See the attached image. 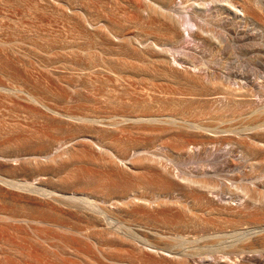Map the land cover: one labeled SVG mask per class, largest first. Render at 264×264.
I'll use <instances>...</instances> for the list:
<instances>
[{
    "label": "bare ground",
    "instance_id": "obj_1",
    "mask_svg": "<svg viewBox=\"0 0 264 264\" xmlns=\"http://www.w3.org/2000/svg\"><path fill=\"white\" fill-rule=\"evenodd\" d=\"M123 1L133 8L127 21L152 33L134 34L119 28L118 22L90 19L82 8L74 11L92 39L144 60L90 58L64 61L61 69L47 66L48 74L60 75L58 97L72 104L74 112L59 111L39 94L18 89L32 104L24 109L40 121V128L0 141V200L11 207L0 210V221L34 224L30 237L42 250L34 247L31 258L38 264H264V191L259 190L264 181L249 185L241 180L240 193L222 191L218 182L216 186L175 171L150 154L157 147L197 159L211 152L210 157L223 158L219 167L241 168L232 147L224 156L217 155L216 145L208 148L213 143L237 145L254 172L243 166L239 171L243 179L249 181L254 174L264 179V150L257 149L260 138L247 135L248 129H231L238 140L227 142L218 138L219 127L180 119L183 113L169 107L175 99L204 102L211 113L221 115L235 102L233 72L219 77L225 95L215 99L206 93L155 87L121 93L132 87L126 79L140 76L159 75L199 87L209 82L210 70L200 58L207 49L203 29L213 5L206 0ZM250 2L241 0L244 17L250 15ZM232 11L230 22L237 18L234 7ZM102 78L114 89L98 95L94 87ZM82 92L98 107L89 114L76 111L81 109L76 100ZM131 134L149 139L122 148L126 141L122 136ZM6 145L10 151H5ZM134 150L139 153L130 155ZM46 176L59 189L31 181Z\"/></svg>",
    "mask_w": 264,
    "mask_h": 264
},
{
    "label": "rangeland",
    "instance_id": "obj_2",
    "mask_svg": "<svg viewBox=\"0 0 264 264\" xmlns=\"http://www.w3.org/2000/svg\"><path fill=\"white\" fill-rule=\"evenodd\" d=\"M136 1L141 4L166 1L177 4L179 2V0ZM205 2H211L213 12L203 29L207 49L201 56L200 62L207 64L206 67L211 71H209L211 73L209 82H202V87H199L193 82L148 75L126 79L132 87H125L121 93L131 92L132 88L138 90L140 87L145 89L155 87L158 90L175 93H206L209 98L215 99L225 95L223 83L219 77L233 72L235 77L232 78L231 87L235 89V102L221 115L211 113L204 102L196 101L192 104L175 99L169 103V107L172 112L183 113L179 115L180 119L199 122L212 128L219 127L222 133L218 135V138L227 139L225 141L230 143L238 140L229 132L231 129H248L250 133L247 135L256 136L262 140V145L260 143L257 148L255 144V147L264 150V0H251L248 9L249 17H244V12H241L243 11L241 0H206ZM233 7L237 18L234 22H230V19L234 17ZM76 8H82L92 20H98L100 23L115 21L120 25L119 28L134 34L143 35V32H153L152 29L127 21L134 13L131 4L123 0H54V2L52 0H0V141L40 128V121L24 109L32 104L26 100L24 94L18 93L19 88L39 94L44 101L59 111H75L72 104L58 97L60 87L63 86L59 83L60 75L48 74L47 66L61 69L64 61L90 58L130 61L143 58L141 55L121 50L117 46L105 45L102 40L99 42L92 39L80 25L78 21L80 17L75 14L77 11H74L77 10ZM124 15L127 17L125 18ZM187 28V24L182 26L184 34ZM212 35L215 36V40L209 38ZM180 47L181 44L175 48ZM99 81L100 83L94 87L98 95L107 94L114 89V84L111 81L108 82L106 78ZM233 83L237 84L233 85ZM201 88L203 90L199 92ZM88 97H90L89 94L82 92V96L76 100L77 106H81L80 110H76L77 112L89 114L98 108L87 100ZM122 97L127 98L126 95ZM107 109L110 110L113 107ZM157 109L160 112L164 110L162 105ZM184 109H186L185 112H181ZM4 133L11 134L5 136ZM122 137L126 140L121 144L122 148L131 145L139 146L149 139L147 136L138 134ZM214 145H216L217 155L220 156L228 155L227 150L232 147L235 163L242 165L241 168L244 166L242 170L254 173L250 167L251 163L247 158H243L244 150L239 146L213 143L208 148ZM10 147L6 145L5 151H10ZM137 153L139 150H134L130 152V155ZM210 153L205 152L203 157L197 159L194 156H179L178 153L160 147L150 151L153 157L175 171L208 179L216 186L219 183L221 188L219 186L218 188L222 191L230 188L231 193H240L242 181L249 185H252L251 182L261 185L260 183L264 181L257 174H254L249 181H245L242 173L240 175L242 171L240 167H219L218 164L223 162V158H212L209 156ZM41 180L50 189L58 188L49 176L31 179L35 183ZM259 188L264 191L261 186ZM10 209V205H5L0 200V210L9 211ZM33 227L34 224L27 225L24 221H16L13 224H3L0 221V264H38L31 255L34 254V247L38 250H42V247L36 245L30 237V229ZM215 256L221 257L222 254L217 253Z\"/></svg>",
    "mask_w": 264,
    "mask_h": 264
}]
</instances>
